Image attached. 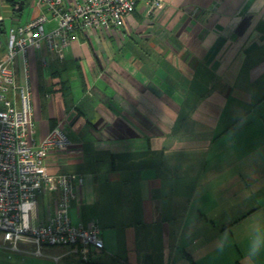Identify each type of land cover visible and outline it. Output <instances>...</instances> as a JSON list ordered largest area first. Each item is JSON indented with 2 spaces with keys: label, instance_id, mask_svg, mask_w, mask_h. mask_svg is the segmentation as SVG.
Masks as SVG:
<instances>
[{
  "label": "crops",
  "instance_id": "1",
  "mask_svg": "<svg viewBox=\"0 0 264 264\" xmlns=\"http://www.w3.org/2000/svg\"><path fill=\"white\" fill-rule=\"evenodd\" d=\"M143 6L122 39L78 32L62 54L42 44L15 58L33 138L60 126L72 142L48 174L83 179L69 215L99 229L93 262L264 264V0H163L151 17ZM43 11L0 2V59L7 30ZM57 197H38L34 224Z\"/></svg>",
  "mask_w": 264,
  "mask_h": 264
},
{
  "label": "built area",
  "instance_id": "2",
  "mask_svg": "<svg viewBox=\"0 0 264 264\" xmlns=\"http://www.w3.org/2000/svg\"><path fill=\"white\" fill-rule=\"evenodd\" d=\"M4 1L11 2L14 10L31 1L44 11L7 30V52L0 59V248L43 257L48 247L66 246L81 262L88 263L91 250L101 251L104 244L98 228H84L70 219L76 182L81 185L83 179L76 181L70 174L51 176L47 171L49 155L66 152L72 142L60 126L36 142L30 75L26 69L25 83L18 85L13 64L19 54L39 51L42 44L49 52L62 54L78 32L87 37L98 31L106 37L124 38L127 18L136 10L138 0H0ZM143 2L142 13L147 17L163 6V0ZM193 12L201 13L197 8ZM51 22L54 28L45 31ZM54 192L58 193L54 215L45 223L34 224L38 197ZM51 259L58 261L59 257Z\"/></svg>",
  "mask_w": 264,
  "mask_h": 264
},
{
  "label": "rangeland",
  "instance_id": "3",
  "mask_svg": "<svg viewBox=\"0 0 264 264\" xmlns=\"http://www.w3.org/2000/svg\"><path fill=\"white\" fill-rule=\"evenodd\" d=\"M48 28L45 27V31ZM121 40V39H119ZM44 66V63L42 64ZM69 248H56V247H48L45 249V256L43 257H24L23 259L11 255L0 249V264H78V261L73 255H68L63 257L58 263H54L51 259V253L61 254V252L68 251Z\"/></svg>",
  "mask_w": 264,
  "mask_h": 264
},
{
  "label": "trees",
  "instance_id": "4",
  "mask_svg": "<svg viewBox=\"0 0 264 264\" xmlns=\"http://www.w3.org/2000/svg\"><path fill=\"white\" fill-rule=\"evenodd\" d=\"M81 264H102V263L93 262V261L91 260V261H90V262H88V263H83V262H81Z\"/></svg>",
  "mask_w": 264,
  "mask_h": 264
},
{
  "label": "water",
  "instance_id": "5",
  "mask_svg": "<svg viewBox=\"0 0 264 264\" xmlns=\"http://www.w3.org/2000/svg\"><path fill=\"white\" fill-rule=\"evenodd\" d=\"M21 5H22V3L19 4V6H21ZM18 11H20V9Z\"/></svg>",
  "mask_w": 264,
  "mask_h": 264
}]
</instances>
